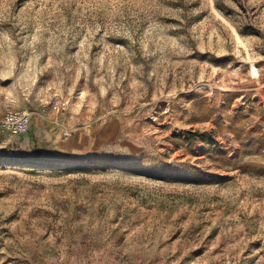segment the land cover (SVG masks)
<instances>
[{
	"label": "rangeland",
	"instance_id": "rangeland-1",
	"mask_svg": "<svg viewBox=\"0 0 264 264\" xmlns=\"http://www.w3.org/2000/svg\"><path fill=\"white\" fill-rule=\"evenodd\" d=\"M10 108L0 264H264V0H0Z\"/></svg>",
	"mask_w": 264,
	"mask_h": 264
},
{
	"label": "built area",
	"instance_id": "built-area-1",
	"mask_svg": "<svg viewBox=\"0 0 264 264\" xmlns=\"http://www.w3.org/2000/svg\"><path fill=\"white\" fill-rule=\"evenodd\" d=\"M31 118V112L26 109L10 108L0 120V128L12 135L25 134L30 131Z\"/></svg>",
	"mask_w": 264,
	"mask_h": 264
},
{
	"label": "crops",
	"instance_id": "crops-1",
	"mask_svg": "<svg viewBox=\"0 0 264 264\" xmlns=\"http://www.w3.org/2000/svg\"><path fill=\"white\" fill-rule=\"evenodd\" d=\"M8 135L5 137L4 141L2 142L1 146L9 145L12 141H19L20 146L23 148H28V152H36L37 150L34 148L35 142L32 141L31 135L29 133L20 134V135H12L10 133H7ZM66 145H68L70 148L71 146L68 142H65ZM66 145H63L62 142L58 143L57 146H52L50 148L51 151H54L56 153H62L65 152L69 147ZM70 150V149H69ZM24 152V150H22ZM26 152V151H25Z\"/></svg>",
	"mask_w": 264,
	"mask_h": 264
}]
</instances>
